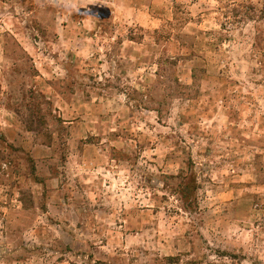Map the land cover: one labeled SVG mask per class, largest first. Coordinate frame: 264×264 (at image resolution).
<instances>
[{
    "label": "rangeland",
    "instance_id": "374dc122",
    "mask_svg": "<svg viewBox=\"0 0 264 264\" xmlns=\"http://www.w3.org/2000/svg\"><path fill=\"white\" fill-rule=\"evenodd\" d=\"M92 1L0 0V264H264V0H121L118 69Z\"/></svg>",
    "mask_w": 264,
    "mask_h": 264
},
{
    "label": "crops",
    "instance_id": "0c3cea01",
    "mask_svg": "<svg viewBox=\"0 0 264 264\" xmlns=\"http://www.w3.org/2000/svg\"><path fill=\"white\" fill-rule=\"evenodd\" d=\"M108 2V3H107ZM107 2H105V7L108 8L109 13L111 14L110 18L108 21H110L112 23L111 25V30L105 32V31H95L94 37H93V42H92V47L96 46L95 48H99V49H116L117 53H112V51L109 52H105L106 54L103 53V56L107 57V63L109 62V60L112 63L116 64V69L119 68L118 66V62L122 61L124 62V60L130 59V58H134V56L138 57L139 53L138 51H140L141 49H143L145 46L144 40H137L134 37H131L128 33H125V30H127L130 25L134 24L133 21V17L130 18V16H128L129 10L130 9V5H127V3L122 4L121 0H107ZM74 6H82L85 7L87 5H95L94 2H88V0H76V2L72 3ZM103 4H98V7H101ZM93 19L91 18V21L93 22V24L98 27V28H102V21L100 19V17L97 19V17L94 15L92 16ZM95 19V20H94ZM46 24V23H45ZM77 26H79L78 24L75 23H62L61 24V32L64 33H69L71 32L70 30L73 31H80L81 28H78ZM94 26V27H95ZM64 33H60L62 36H64ZM84 35L82 34V38ZM107 42V47L105 45V43ZM97 43V45H96ZM155 44V43H154ZM156 45V44H155ZM157 46V45H156ZM119 51V52H118ZM135 51V52H134ZM137 52V53H136ZM97 56H100L99 53L97 54ZM121 58H123V60H121ZM99 64V63H98ZM108 65V66H107ZM143 65H141V63L137 66L134 65L133 67H131L129 70L130 72L140 68H142ZM105 67H108V69H115L113 68L111 65L109 64H99L98 68L95 67L93 68L94 71L96 72H101V69H106ZM102 78V77H99ZM128 81V78H125ZM144 79V76H142L141 81ZM146 79V78H145ZM145 81V80H144ZM137 83H140V81H137Z\"/></svg>",
    "mask_w": 264,
    "mask_h": 264
}]
</instances>
